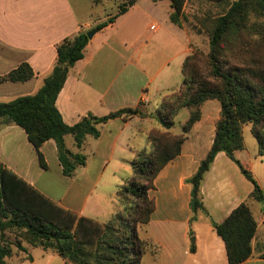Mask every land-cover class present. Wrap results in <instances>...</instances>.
Wrapping results in <instances>:
<instances>
[{
	"label": "crops",
	"instance_id": "0c3cea01",
	"mask_svg": "<svg viewBox=\"0 0 264 264\" xmlns=\"http://www.w3.org/2000/svg\"><path fill=\"white\" fill-rule=\"evenodd\" d=\"M120 1L0 0V75L23 62L36 74L24 83L0 84V103L36 94L56 63L57 46L108 22L72 68L56 106L70 126L87 115L103 117L126 108L138 109L144 117L109 120L100 126V137H87L80 149L67 137V148L86 156L85 165L73 177L62 174L54 141L40 148L49 167L44 170L25 131L0 122V162L5 167L62 208L101 221L122 210L117 190L132 176L134 157L142 151L152 152L148 134L163 130L159 122L162 98L180 87L184 62L192 55L196 41L183 20L181 25L171 21L170 1L135 0L118 15ZM200 111L201 119L188 133L181 153L159 172L154 189L148 192L155 209L150 221L138 228L139 238L147 242L139 264H229L225 244L214 225L223 223L243 203H248L257 228L252 255L242 264H264L263 205L251 199L253 183L226 153L217 154L203 180L206 212L191 209L188 180L212 148L221 105L209 100ZM183 113L189 117V110L183 109L175 124ZM246 129L251 131V126H246L243 134ZM256 145L252 151L245 146L236 157L264 190V155ZM52 163L56 178H49ZM41 178H46L48 185L41 184ZM32 250L30 263L34 264Z\"/></svg>",
	"mask_w": 264,
	"mask_h": 264
},
{
	"label": "trees",
	"instance_id": "16d2710c",
	"mask_svg": "<svg viewBox=\"0 0 264 264\" xmlns=\"http://www.w3.org/2000/svg\"><path fill=\"white\" fill-rule=\"evenodd\" d=\"M168 1L173 9L171 21L181 25L187 0ZM134 2L130 0L120 6L118 15ZM199 22L209 32V52L204 59L197 52L187 57L180 87L162 98L159 122L163 130L150 131L152 152L142 151L132 160L133 174L117 190L122 210L115 217L106 221L80 217L45 197L0 162V232L2 236L6 233L15 236L14 243L0 245V264H7L6 259L13 256L14 248L26 254L20 263L32 262L30 250L41 248L58 255L65 264H139L147 242L139 238L138 228L150 221L155 209L148 192L154 189L159 172L181 153L188 133L201 119V106L209 100L220 103L221 118L210 152L188 180L192 186L191 209L194 213L206 212L202 183L217 154L224 152L253 183L251 199L262 204L264 212V190L236 157L238 151L245 149L243 129L248 125L259 154L264 155V68L256 58L250 62L244 56L247 35L256 33L264 39V0H237L224 15ZM107 24L104 22L94 29L100 31ZM88 32H79L57 46L56 63L36 94L0 103V122L12 123L25 131L44 170L49 167L40 148L48 141L55 142L62 174L66 177H73L86 163L85 155L67 148V137H72L80 149L87 137L99 138L100 126L109 120L133 115L144 117L138 109L126 108L103 117L87 115L73 126L63 120L56 101L72 68L84 58L91 40ZM35 75L29 63L23 62L0 75V84L24 83ZM183 109L189 110V117L183 131L173 133L175 118ZM256 228L248 203L240 205L223 223L214 225L225 244L229 264H242L252 255Z\"/></svg>",
	"mask_w": 264,
	"mask_h": 264
},
{
	"label": "rangeland",
	"instance_id": "374dc122",
	"mask_svg": "<svg viewBox=\"0 0 264 264\" xmlns=\"http://www.w3.org/2000/svg\"><path fill=\"white\" fill-rule=\"evenodd\" d=\"M130 0H122L120 1V6H122L124 3H128ZM237 0H226L223 3H217L210 0H187L182 13V20L185 23V25L189 28V30L196 36L195 41V47L193 49V53L200 54L203 59L209 52V41H210V35L207 29H205L199 22V20L205 19V18H211L215 19L222 15H224L232 3H234ZM99 10L102 9V7L98 8ZM173 12V9H172ZM264 39H262L258 34L252 33L245 37V42L247 43L246 47H244L245 50V58L248 59L250 62L254 60L255 58L260 62L261 66L264 68ZM262 42V43H261ZM188 118H185V113H183L182 117L179 119V121L176 122L174 126V131L177 133H181L183 131V125L186 122ZM250 126V125H248ZM246 127V126H245ZM244 138V145L246 146V149L248 151H252L253 148H255L257 145V141L252 135L251 131L249 129H246L243 134ZM252 145L254 147H252ZM56 169L55 165L52 163V170L49 175V178H56ZM40 183L43 185H48L49 181L46 180V178H41ZM118 204L120 202L118 201ZM7 242L14 243L15 242V236L9 233H6V235L2 236V233L0 232V245L5 244ZM43 251L41 249H33L32 253L34 254L36 262L34 264H64L63 259L59 257L58 255H55L49 251H46L47 253H42ZM45 256V258H44ZM25 258L26 254L18 252L16 248H14V254L11 258H7V264H23L26 262V264H31L29 261H25L23 263H20V258ZM53 258V259H52ZM51 259V262H50ZM29 262V263H28Z\"/></svg>",
	"mask_w": 264,
	"mask_h": 264
},
{
	"label": "water",
	"instance_id": "95a60500",
	"mask_svg": "<svg viewBox=\"0 0 264 264\" xmlns=\"http://www.w3.org/2000/svg\"><path fill=\"white\" fill-rule=\"evenodd\" d=\"M96 33H97V30H96V29L89 31V32L87 33L88 38H89V39H92L93 36H94Z\"/></svg>",
	"mask_w": 264,
	"mask_h": 264
}]
</instances>
